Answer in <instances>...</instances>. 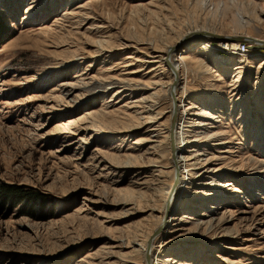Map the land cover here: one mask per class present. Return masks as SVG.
Segmentation results:
<instances>
[{"label": "rangeland", "instance_id": "374dc122", "mask_svg": "<svg viewBox=\"0 0 264 264\" xmlns=\"http://www.w3.org/2000/svg\"><path fill=\"white\" fill-rule=\"evenodd\" d=\"M249 39L264 0H0V264H264Z\"/></svg>", "mask_w": 264, "mask_h": 264}, {"label": "bare ground", "instance_id": "6f19581e", "mask_svg": "<svg viewBox=\"0 0 264 264\" xmlns=\"http://www.w3.org/2000/svg\"><path fill=\"white\" fill-rule=\"evenodd\" d=\"M203 32H208V31H206V30H202ZM194 33H197L198 32V30L197 31H193ZM192 32V34H194ZM237 41H238V39H236V38H232L230 41H228L227 42V45H236V43H237ZM194 43H196V42H194ZM173 51V50H172ZM172 51H171V49H169L164 55H161V56H153V57H157V58H159V60H153V61H160V62H166V64H168L169 65V67L172 69V72L174 73V82H176V81H178V78H179V72H180V66H181V64L180 63H177V62H175L176 61V57L175 56H173V53H172ZM154 69V68H153ZM176 86L175 85H173L172 87H171V89H172V91L174 92V91H176ZM194 106H189L188 108H187V110L188 109H191V108H193ZM173 109H174V111H177L178 110V106H174L173 107ZM172 112H173V110H172ZM152 119H154V118H152ZM153 121H156V120H151V122H153ZM202 123H205V122H202ZM178 122L176 123V118L172 121V129H171V132H172V144H171V152H172V155H171V163H172V167H173V169H175V171H176V169L178 170L180 167H182L183 166V162H185V164H187V161H189L190 159L189 158H187L185 155H183V157L181 158V159H179L178 160V158H177V156H176V154H177V151L178 150H181L182 149V146H177L176 144H175V140H176V143H178V134H179V126H178ZM152 130H157V127H152L151 128ZM65 132H69V130H65ZM231 151V150H230ZM235 151V150H234ZM184 172H186V171H183L182 173H184ZM178 179H179V177H178ZM171 189H169L168 190V194H171V197L173 196V194H174V192H173V190H171ZM169 199H170V197H169ZM170 202V201H169ZM169 204V203H168ZM171 219H173V218H171ZM150 245V244H149ZM148 249L150 250V246L148 247ZM150 255V254H149ZM158 262V261H157ZM146 264H155V262H154V259H153V256L152 257H150L147 261H146Z\"/></svg>", "mask_w": 264, "mask_h": 264}, {"label": "trees", "instance_id": "16d2710c", "mask_svg": "<svg viewBox=\"0 0 264 264\" xmlns=\"http://www.w3.org/2000/svg\"><path fill=\"white\" fill-rule=\"evenodd\" d=\"M15 187L16 186H14V185H8V188L6 187V188H2V189H0V192H3V193H5V196H21L22 194H24V192L23 191H21V190H18V189H15Z\"/></svg>", "mask_w": 264, "mask_h": 264}, {"label": "water", "instance_id": "95a60500", "mask_svg": "<svg viewBox=\"0 0 264 264\" xmlns=\"http://www.w3.org/2000/svg\"><path fill=\"white\" fill-rule=\"evenodd\" d=\"M197 34H203V35H204V34H206V35L208 34V35H211L212 33H210V32H207V33H206V32H205V33L200 32V33H197ZM245 40H248V39H245ZM249 40H251V41H253V42H258V41H259V42L261 43V44L258 43L259 45H263V44H264V41L261 42V41L258 40V39H249ZM257 40H258V41H257ZM158 231H159V230H157L156 233H157ZM149 244H151V241H149ZM149 246H151V245H149Z\"/></svg>", "mask_w": 264, "mask_h": 264}]
</instances>
